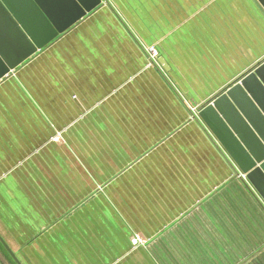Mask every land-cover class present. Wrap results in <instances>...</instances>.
Instances as JSON below:
<instances>
[{"label":"crops","instance_id":"1","mask_svg":"<svg viewBox=\"0 0 264 264\" xmlns=\"http://www.w3.org/2000/svg\"><path fill=\"white\" fill-rule=\"evenodd\" d=\"M263 60L259 0H102L0 79V236L22 264H264L198 115Z\"/></svg>","mask_w":264,"mask_h":264},{"label":"water","instance_id":"2","mask_svg":"<svg viewBox=\"0 0 264 264\" xmlns=\"http://www.w3.org/2000/svg\"><path fill=\"white\" fill-rule=\"evenodd\" d=\"M101 2L0 0V79ZM259 2L264 7V0ZM198 115L264 203V60L203 106ZM0 240L22 264L1 236Z\"/></svg>","mask_w":264,"mask_h":264},{"label":"built area","instance_id":"3","mask_svg":"<svg viewBox=\"0 0 264 264\" xmlns=\"http://www.w3.org/2000/svg\"><path fill=\"white\" fill-rule=\"evenodd\" d=\"M146 52L148 54V57H149V61L151 63H157L158 61V56H159V51L156 47L154 46H149V47H146ZM193 111L195 112L196 114V110L193 109Z\"/></svg>","mask_w":264,"mask_h":264}]
</instances>
